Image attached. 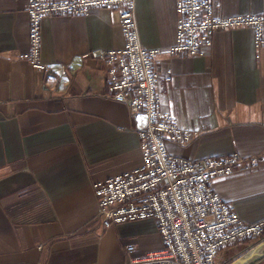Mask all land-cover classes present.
<instances>
[{
  "label": "crops",
  "instance_id": "crops-1",
  "mask_svg": "<svg viewBox=\"0 0 264 264\" xmlns=\"http://www.w3.org/2000/svg\"><path fill=\"white\" fill-rule=\"evenodd\" d=\"M221 15L264 11V0H215ZM28 0H0V264H122L163 247L153 218L103 225L93 184L143 164L144 114L110 98L107 65L91 50L125 44L115 8L46 15L41 58L54 87L21 55L30 48ZM142 43L163 50L161 108L195 134L168 149L187 158L239 153L259 165L217 179L246 222L264 219V45L252 27L222 29L203 55L171 53L176 0H137ZM172 78L166 79L167 70ZM218 264H264V234L223 247Z\"/></svg>",
  "mask_w": 264,
  "mask_h": 264
},
{
  "label": "built area",
  "instance_id": "built-area-1",
  "mask_svg": "<svg viewBox=\"0 0 264 264\" xmlns=\"http://www.w3.org/2000/svg\"><path fill=\"white\" fill-rule=\"evenodd\" d=\"M137 0H28L30 48L21 57L46 73L45 84L54 87L63 75L50 74L51 65L41 58V23L46 15H85L98 7L115 8L125 44L121 48L91 50L107 65L110 98L126 103L145 116L138 130L143 164L93 184L103 225L139 219H155L163 247L145 254L126 246L122 264H218L219 251L244 238L264 234V219L246 222L214 188L226 178L259 165L255 156L239 153L192 159L172 153L167 141L186 145L195 132L181 125L177 116L161 108L156 66L159 47H147L136 21ZM178 23L171 53L203 55L214 45L222 29L252 27L255 46L264 45V11L221 15L215 0H176ZM166 79L172 78L167 70Z\"/></svg>",
  "mask_w": 264,
  "mask_h": 264
}]
</instances>
